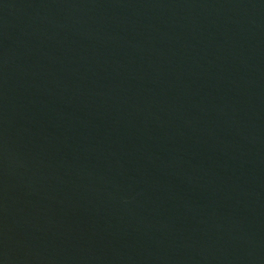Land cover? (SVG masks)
<instances>
[{"label": "water", "instance_id": "95a60500", "mask_svg": "<svg viewBox=\"0 0 264 264\" xmlns=\"http://www.w3.org/2000/svg\"><path fill=\"white\" fill-rule=\"evenodd\" d=\"M0 264H264V0H0Z\"/></svg>", "mask_w": 264, "mask_h": 264}]
</instances>
